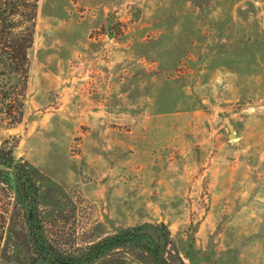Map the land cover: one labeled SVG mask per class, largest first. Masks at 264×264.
I'll return each instance as SVG.
<instances>
[{
	"label": "rangeland",
	"instance_id": "obj_1",
	"mask_svg": "<svg viewBox=\"0 0 264 264\" xmlns=\"http://www.w3.org/2000/svg\"><path fill=\"white\" fill-rule=\"evenodd\" d=\"M29 59L0 137L56 247L151 223L169 259L264 264V0H39ZM1 202L0 264H35ZM92 264L154 262L125 247Z\"/></svg>",
	"mask_w": 264,
	"mask_h": 264
},
{
	"label": "trees",
	"instance_id": "obj_2",
	"mask_svg": "<svg viewBox=\"0 0 264 264\" xmlns=\"http://www.w3.org/2000/svg\"><path fill=\"white\" fill-rule=\"evenodd\" d=\"M39 0H0V130L17 125L24 113ZM17 139L0 137V197L13 198L23 211L35 264H92L111 252L132 247L154 264H186L166 255L170 241L164 225L144 223L106 235L75 252H65L48 238L37 207L38 187L27 167L13 153ZM0 210V228L5 227ZM0 234V238H1Z\"/></svg>",
	"mask_w": 264,
	"mask_h": 264
},
{
	"label": "water",
	"instance_id": "obj_3",
	"mask_svg": "<svg viewBox=\"0 0 264 264\" xmlns=\"http://www.w3.org/2000/svg\"><path fill=\"white\" fill-rule=\"evenodd\" d=\"M225 120H226V122H227V124H228L229 128L231 129V128H232V126H231V124L229 123L228 119H227V118H225Z\"/></svg>",
	"mask_w": 264,
	"mask_h": 264
}]
</instances>
